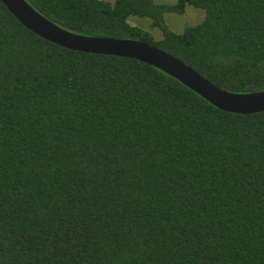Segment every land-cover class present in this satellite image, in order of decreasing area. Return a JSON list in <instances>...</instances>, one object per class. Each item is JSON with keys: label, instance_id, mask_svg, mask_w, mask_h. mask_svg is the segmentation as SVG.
<instances>
[{"label": "trees", "instance_id": "obj_1", "mask_svg": "<svg viewBox=\"0 0 264 264\" xmlns=\"http://www.w3.org/2000/svg\"><path fill=\"white\" fill-rule=\"evenodd\" d=\"M25 1L225 91H264V0ZM187 6L203 20L171 31ZM0 264H264V111L223 112L139 61L61 48L0 1Z\"/></svg>", "mask_w": 264, "mask_h": 264}, {"label": "water", "instance_id": "obj_2", "mask_svg": "<svg viewBox=\"0 0 264 264\" xmlns=\"http://www.w3.org/2000/svg\"><path fill=\"white\" fill-rule=\"evenodd\" d=\"M8 12L28 31L61 48L85 54L115 56L154 67L180 82L223 112L250 115L264 111V91L237 94L213 85L174 56L146 42L70 32L49 21L25 0H0Z\"/></svg>", "mask_w": 264, "mask_h": 264}, {"label": "rangeland", "instance_id": "obj_3", "mask_svg": "<svg viewBox=\"0 0 264 264\" xmlns=\"http://www.w3.org/2000/svg\"><path fill=\"white\" fill-rule=\"evenodd\" d=\"M113 1V0H106ZM157 3H174L175 0H155ZM204 14L201 10L187 6L185 12L181 15L171 13L168 14L166 23L169 29L175 33H180L187 26H194L203 20ZM130 25L140 27L148 31L155 40L161 38V32L157 28L151 27V22L148 19H136L129 20Z\"/></svg>", "mask_w": 264, "mask_h": 264}]
</instances>
